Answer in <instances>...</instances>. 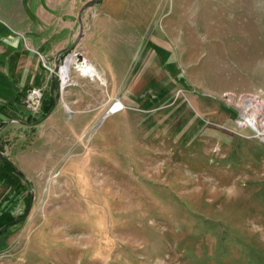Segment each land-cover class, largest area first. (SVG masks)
I'll use <instances>...</instances> for the list:
<instances>
[{
	"label": "rangeland",
	"instance_id": "1",
	"mask_svg": "<svg viewBox=\"0 0 264 264\" xmlns=\"http://www.w3.org/2000/svg\"><path fill=\"white\" fill-rule=\"evenodd\" d=\"M137 1L131 86L0 136V264H264V0Z\"/></svg>",
	"mask_w": 264,
	"mask_h": 264
},
{
	"label": "crops",
	"instance_id": "2",
	"mask_svg": "<svg viewBox=\"0 0 264 264\" xmlns=\"http://www.w3.org/2000/svg\"><path fill=\"white\" fill-rule=\"evenodd\" d=\"M88 1L0 0V136L13 127L68 129L70 124L61 120L66 109L80 117L82 103H104L108 97L115 98L109 90H102L97 79L89 80L74 70L70 76L76 85L62 93L58 77H53L56 65L65 58L62 51L73 46L80 34L79 13ZM148 7L137 0H102L83 14V37L74 50L88 59L92 66L89 67L111 92L112 88L131 86L134 59L144 49L149 52ZM124 13L130 18L123 25L126 30L120 25ZM134 15L138 16L137 21H132ZM32 90L45 93L44 105L59 97V93L61 99H57L55 109L40 125L13 123L14 119L33 117L25 103ZM13 161L16 166L18 160Z\"/></svg>",
	"mask_w": 264,
	"mask_h": 264
},
{
	"label": "built area",
	"instance_id": "3",
	"mask_svg": "<svg viewBox=\"0 0 264 264\" xmlns=\"http://www.w3.org/2000/svg\"><path fill=\"white\" fill-rule=\"evenodd\" d=\"M66 66L69 67V76H66L65 74ZM89 66L91 65L88 62V59L85 58L83 54L80 52H76L75 50H73L67 56H65L63 63L60 65V71L57 75L61 93L68 87L76 85V82L70 76V73L72 70L76 71L81 76L88 78L89 80L97 79L99 82H101L104 85L103 80L99 77L98 73L94 69H93L94 76L87 72L89 69ZM42 96H43L42 92L38 90H32L27 94L25 98V103L28 104L31 110L39 113ZM116 105L117 103L114 104V106L110 109L109 114H113L116 111H118V109L116 110L113 109ZM256 131L258 132L257 134L262 135V136L264 135V132L261 133L258 130Z\"/></svg>",
	"mask_w": 264,
	"mask_h": 264
},
{
	"label": "water",
	"instance_id": "4",
	"mask_svg": "<svg viewBox=\"0 0 264 264\" xmlns=\"http://www.w3.org/2000/svg\"><path fill=\"white\" fill-rule=\"evenodd\" d=\"M100 2H102V0H90V1L86 2L82 6V8L80 10V13H79V20H80V22L82 24L81 30H80V34H79L76 42L73 44V46H71L70 48H67L64 51H62V55L63 56H67L70 52H72L74 50V48L76 47V45L80 42V40L83 37V32H84V27H83V14H84V12H86L89 9L93 8L95 5H97ZM59 71H60V64H57L56 67H55V70H54V75H53L54 78L58 75ZM26 105L28 106V104H26ZM54 109H55V107L49 113H47L41 120H39L37 122H34V123L24 122V121L17 120V119L12 120V122L13 123H19L21 125L28 126V127L37 126V125H40L44 120H46L48 118V116L53 112ZM0 158L3 159V160H5V161H10L8 158L2 156L1 154H0ZM21 177L24 178L23 176H21ZM32 202H33V196L31 198V204L29 206V210L27 212V215L30 213V210L32 208Z\"/></svg>",
	"mask_w": 264,
	"mask_h": 264
},
{
	"label": "bare ground",
	"instance_id": "5",
	"mask_svg": "<svg viewBox=\"0 0 264 264\" xmlns=\"http://www.w3.org/2000/svg\"><path fill=\"white\" fill-rule=\"evenodd\" d=\"M87 72L94 76L93 70L90 67H89ZM65 74H66V76H69V67H67V66L65 68ZM113 109L114 110L120 109V105H116ZM244 121H245V123H243V124H248V125L252 126L253 128H255L256 130H258V124L256 123L255 117H252V119L244 117L243 122Z\"/></svg>",
	"mask_w": 264,
	"mask_h": 264
},
{
	"label": "trees",
	"instance_id": "6",
	"mask_svg": "<svg viewBox=\"0 0 264 264\" xmlns=\"http://www.w3.org/2000/svg\"><path fill=\"white\" fill-rule=\"evenodd\" d=\"M56 100V99H55ZM54 99L51 101V104H49L46 108H44L43 112V117L49 113L54 107H55V101ZM5 161V160H4ZM6 165L10 166L15 172H17L19 175L23 176L22 173H20L17 168L10 162V161H5ZM24 177V176H23ZM25 179V178H24Z\"/></svg>",
	"mask_w": 264,
	"mask_h": 264
}]
</instances>
